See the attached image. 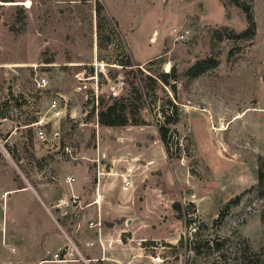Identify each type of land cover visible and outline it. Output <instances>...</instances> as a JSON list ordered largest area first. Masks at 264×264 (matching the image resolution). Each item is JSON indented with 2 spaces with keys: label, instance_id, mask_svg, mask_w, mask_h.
Returning <instances> with one entry per match:
<instances>
[{
  "label": "rangeland",
  "instance_id": "374dc122",
  "mask_svg": "<svg viewBox=\"0 0 264 264\" xmlns=\"http://www.w3.org/2000/svg\"><path fill=\"white\" fill-rule=\"evenodd\" d=\"M249 1L256 31L239 40L230 32L245 28V16L226 0H156L140 9L115 3L108 10L103 0H0V264H200L203 258L177 245L180 236L233 234L264 256V195L253 189L257 156L264 157V0ZM136 11L134 31L126 30ZM184 13L187 19H180ZM185 29L186 38L178 39ZM210 55L218 57L217 66L186 75ZM95 58L107 64L97 88L87 80L77 91L75 75L92 71ZM127 58L146 74L174 65L175 90L162 86L152 109L139 111L145 124L106 130L93 105L99 97L134 94L130 67L120 64ZM36 72L47 77L44 90L35 87ZM166 95L178 107V144L171 149L180 148L179 159L167 157L156 130ZM53 96L64 99L59 120L48 110ZM34 120L47 123V141L35 137ZM64 145L82 157H65ZM126 167L132 183L124 189ZM99 172V192L112 212L91 227ZM73 189L83 202L62 204ZM239 194L215 228L213 219ZM115 224L127 232L115 233ZM100 228L108 232L106 259ZM83 246L90 247L86 263L79 256ZM65 249L73 260L48 262Z\"/></svg>",
  "mask_w": 264,
  "mask_h": 264
},
{
  "label": "trees",
  "instance_id": "16d2710c",
  "mask_svg": "<svg viewBox=\"0 0 264 264\" xmlns=\"http://www.w3.org/2000/svg\"><path fill=\"white\" fill-rule=\"evenodd\" d=\"M239 7L245 16L246 25L240 32H230V35L239 40H250L253 38L256 31V23L253 17L252 8L249 0H226ZM97 10L101 9L99 3L96 6ZM231 50L229 54H231ZM157 58L148 61V64H153ZM219 63L217 56H208L193 63L187 70L186 75L189 78H194L208 69L214 68ZM123 67H130L132 72L131 86L134 94H122L120 96H108L106 100L99 97L97 107L93 105V110H96L95 119L98 125L104 127L124 126L127 124L141 125L145 124L144 119L140 116L139 111L142 109H152L156 102L159 90L162 86H169L174 92L175 83L170 81L176 80V69L172 65L167 72L146 74L140 69L139 63H132L130 59L122 60L120 63ZM135 66L136 70H132ZM158 112L162 120L156 124L158 138L164 146V151L169 159L181 157L179 147L174 151L171 149V143L175 145L177 139H174L173 134L178 130L174 125L179 120L178 107L172 99L166 95V99L159 105ZM5 117V115H1ZM37 121V120H34ZM258 172L257 184L253 189H256L258 195H264V157L257 156ZM240 194L230 199L223 210L213 219V226L218 228L223 221L226 211L240 201ZM173 207L179 213H182V207L179 203H173ZM187 218V217H186ZM187 224L190 218L186 219ZM179 247L190 249L196 256L203 258L200 264H264V256L253 250L246 238L239 237L235 234L225 236H214L212 238H196L188 240L184 236H180L177 240Z\"/></svg>",
  "mask_w": 264,
  "mask_h": 264
},
{
  "label": "built area",
  "instance_id": "2783aa9c",
  "mask_svg": "<svg viewBox=\"0 0 264 264\" xmlns=\"http://www.w3.org/2000/svg\"><path fill=\"white\" fill-rule=\"evenodd\" d=\"M94 1H102V0H94ZM173 30H174V28H173ZM188 32L189 31L187 29L179 31L177 38L178 39L186 38ZM106 65H107L106 63H104L102 61H98L95 58V60L90 64V66H92V71H90L88 73L86 72L85 69L78 71V73L75 75L76 76V82H77V86L75 89L77 91H80V90L86 88L87 85L84 81H87V80L94 81L96 88H97L99 74L104 72ZM33 81H34L35 87L39 91L44 90L48 84V80H47L46 75L40 74L39 72H36L34 74ZM95 97H97V94H95ZM63 101H64V99H62L59 96H53L49 100L48 110L50 111L52 118L59 120L60 118H62L65 115L66 107L64 104H62ZM96 103H97V101H96ZM44 124H47V123H42L41 120H38V121L32 123V126H35V131H34L35 137L40 139L41 141H47L48 140L47 133H46V130L44 128ZM52 132H53L54 137L58 136L57 131L53 130ZM51 140H54V139H51ZM61 152L63 153V155L65 157L73 159V160H77V159H80L82 157L81 154L76 153L74 151V149L69 145H64L61 148ZM131 172H132V168L126 167L125 173L121 174L122 184H123L122 187L124 189L131 186V183H132L131 179H130ZM66 181L68 183H72L74 181V177L69 175L67 177ZM68 200L67 201L61 200L63 202L62 204H64V205H79V203H80L79 202V196L74 195V194L71 195ZM100 225H101L100 220H97L95 223L89 222V226H91V227L92 226H100ZM64 252L65 253L63 254V256H62L61 252L60 253L59 252L52 253L51 259L48 261L62 263V262H67V261L73 260L72 258L68 257V256H72V254L69 252L68 249H65ZM79 256L85 263L87 262L80 254H79ZM152 259L154 261H160L161 257H160V255H156L155 257H152Z\"/></svg>",
  "mask_w": 264,
  "mask_h": 264
},
{
  "label": "crops",
  "instance_id": "0c3cea01",
  "mask_svg": "<svg viewBox=\"0 0 264 264\" xmlns=\"http://www.w3.org/2000/svg\"><path fill=\"white\" fill-rule=\"evenodd\" d=\"M156 0H103V6L105 7V9L106 10H108L107 8V4L108 5H113V4H115V3H117V4H121V5H132V6H135V7H139L138 9H140V8H149L150 6H152V5H155V2ZM161 1H165V2H167L168 0H161ZM195 1H198V0H195ZM201 1V0H200ZM126 3V4H125ZM197 3V2H196ZM108 12V11H107ZM111 16H113L110 12H108ZM114 17V16H113ZM115 18V17H114ZM138 18H140V11H136V12H133L132 13V19H130L129 21L130 22H128V27L126 28V30H130V31H134V29H135V24H134V22L133 21H135L136 19H138ZM187 19V14L186 13H184L183 14V16H180V19ZM115 20H116V23H117V25H118V28H119V24H120V21L118 20V19H116L115 18ZM135 23H137V21H135ZM119 30H120V28H119ZM120 32H121V30H120ZM121 34H122V32H121ZM102 128H104V129H106V130H113V129H116V128H118V127H104V126H102ZM98 171H100V168H99V170ZM107 174H112L110 171L109 172H107ZM100 175H101V172H99V180H98V187H97V190H98V192H97V194H96V197L93 199V197H94V195H95V192H92V196H91V198H92V200L90 201V203H89V206H90V208L88 209V210H90V212H91V215H93V216H95V221H93V220H90V222H96L97 220H100V222H102V219L103 218H105L106 216H108V215H111V212H112V210H110L109 208H108V206L109 205H107V203H106V201H108L107 200V198L105 197H102L101 195H100V189H101V185H100ZM87 178V177H86ZM106 186H107V182H105L104 183V187L103 188H106ZM123 188V187H122ZM75 189H73V192H72V194H74V195H77V196H79L80 197V195H78L77 193H75L77 190H75ZM86 196H84V198H85ZM104 199V200H103ZM101 200H103V202L101 201ZM80 201V203H82L83 202V200H79ZM112 203V202H111ZM88 205V204H87ZM126 211H129L128 209L126 210ZM121 214H123V213H121ZM112 228L114 229V231H115V233H117L118 232V230L121 232V233H124V232H127L126 231V229H124V228H122L121 226H118V224H115V225H113L112 226ZM99 231H100V234L98 235L99 236V239H98V241H99V243H100V248H104V251H102V253H103V256H104V258L106 259L107 257H109V254H108V252H109V250L108 251H106V242H107V240H108V237H107V233L108 232H105V230H103L102 231V229L100 228L99 229ZM111 233V232H110ZM115 235V244H116V247H119L118 246V244H117V242H118V234H114ZM120 240V239H119ZM89 244V243H88ZM96 244H97V242H96ZM98 245V244H97ZM96 245V246H97ZM90 247H85V246H83V249L82 250H80V249H78L79 251H80V255L88 262V260H89V258H86V257H84L83 256V252L85 251V252H90L89 249ZM98 250H99V247H98ZM98 253H101V251H98ZM97 255V254H96ZM97 256H99V255H97ZM97 256H95V254L92 256V257H97ZM100 258V257H99ZM93 259V258H92ZM42 263L43 262H45V260H43V261H41ZM40 262V263H41ZM49 262V261H48Z\"/></svg>",
  "mask_w": 264,
  "mask_h": 264
},
{
  "label": "water",
  "instance_id": "95a60500",
  "mask_svg": "<svg viewBox=\"0 0 264 264\" xmlns=\"http://www.w3.org/2000/svg\"><path fill=\"white\" fill-rule=\"evenodd\" d=\"M186 193H188V190H186Z\"/></svg>",
  "mask_w": 264,
  "mask_h": 264
},
{
  "label": "bare ground",
  "instance_id": "6f19581e",
  "mask_svg": "<svg viewBox=\"0 0 264 264\" xmlns=\"http://www.w3.org/2000/svg\"><path fill=\"white\" fill-rule=\"evenodd\" d=\"M170 66H168V69H169Z\"/></svg>",
  "mask_w": 264,
  "mask_h": 264
}]
</instances>
